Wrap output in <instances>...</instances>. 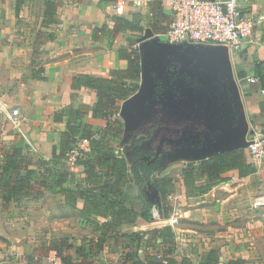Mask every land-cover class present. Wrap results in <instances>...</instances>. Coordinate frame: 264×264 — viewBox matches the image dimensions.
I'll list each match as a JSON object with an SVG mask.
<instances>
[{
    "label": "rangeland",
    "instance_id": "374dc122",
    "mask_svg": "<svg viewBox=\"0 0 264 264\" xmlns=\"http://www.w3.org/2000/svg\"><path fill=\"white\" fill-rule=\"evenodd\" d=\"M2 5L3 2H0V10ZM2 16L4 13L0 15ZM14 25L19 26L16 28L19 30L26 27L31 28L35 33L37 30L42 31L37 23L31 25L22 19L16 20ZM16 29L14 31L9 29L1 43L14 45L12 41L20 40L17 33L14 34ZM138 37L140 40L144 38L142 35ZM32 38L33 50L27 49L20 54L0 50V162L19 141L25 139L20 125H14L3 110L18 107L22 116L25 115V108L15 104L16 100L13 96L20 84L27 83L35 71L40 73L45 66L43 63L45 57L41 55L44 38L40 37L38 41L31 36ZM164 40L172 46L167 38L163 39V42ZM199 47L207 46L199 45ZM211 55V53H199L195 57L188 56L187 59H181L168 53L163 56L164 64L161 68L150 70L151 67L148 66L147 80L142 83V89L133 95L129 102L124 103L121 111L116 114L120 121H113L115 122L113 133H105V119L101 118V124L96 126L98 132L96 137L105 138L119 155L124 156L130 171L135 162L140 160L135 157L137 152L152 151V155H144L146 157L143 156L140 162L143 158L148 163L159 161L160 169L155 175L170 176L175 180L173 192L168 200L173 206L171 214L175 213L179 217V227L174 231L176 242L171 247L156 243L155 254L170 253L178 260L191 254L193 260L197 262L199 255L192 253L194 248L199 251L216 248L222 264L228 263L233 258L242 259L243 264H264V218L262 208L254 207V202L264 197V158L261 162H256L248 149V144L264 131V125L259 124L255 130L248 128L246 131L235 132L236 126L242 122L241 115L245 104L242 103L240 94L244 89L242 85L234 83L235 69L231 65L225 69V75L228 77L223 81L217 70L214 74L207 75L210 72L203 62L206 63L204 59H210ZM207 65L212 66L209 61ZM85 118L87 117L81 118L83 126L87 122ZM238 136L245 138L244 148L247 159L255 164L258 173L245 179V183L240 186L238 194H235L232 201L222 200L229 193L227 179L215 182L214 187L205 193L206 195L186 196L182 191L184 187L186 192L183 168L198 166L202 160L200 158L205 153L233 145ZM37 165L40 176L58 174L64 168L77 172L74 174L78 176L69 177L64 185L69 194L68 198L79 190L93 188L92 186L95 185L94 182L89 183L84 179L83 166L74 165L72 168L66 158L50 159V161L40 159ZM224 176L231 181L234 174L228 173ZM203 182L205 178L199 180V183ZM63 190L61 189V192ZM124 190L129 196L127 198L129 205H135L140 211L143 209L142 213L149 208L147 211L150 219L149 222L139 219L136 224L123 227L124 234L119 241H111L108 256L103 252L91 250V245L99 234L93 222L100 219L94 216L88 219L87 216L85 220L83 211L80 212L75 206L76 200H73L70 208H66L62 203V194L52 198L49 196L48 199L51 200L49 205H55L54 214L57 222L54 226L49 225L45 228L39 226L33 231V236L41 243L36 247L39 255L43 257L40 260L49 264L48 256L51 250L56 249L64 238L69 243L84 248L82 255L80 250L75 249L73 252L78 262L92 260L94 264H110L111 261H117L125 249L134 250L140 257H144L147 251L146 238L138 239L137 235H132L131 232L165 226L166 223L156 220L152 213V207L156 204L160 210L162 209V202L150 178L140 185L136 177L132 176L124 185ZM147 199L151 205H144ZM65 215L72 219L69 237H65L67 236L65 230H68V227L61 222Z\"/></svg>",
    "mask_w": 264,
    "mask_h": 264
},
{
    "label": "crops",
    "instance_id": "0c3cea01",
    "mask_svg": "<svg viewBox=\"0 0 264 264\" xmlns=\"http://www.w3.org/2000/svg\"><path fill=\"white\" fill-rule=\"evenodd\" d=\"M17 1L0 0L3 2L0 15L4 13V16L0 17V50L14 51L18 54L26 52L27 49L33 50L31 36L36 39L35 41L43 37L45 42L41 48L43 50L41 55L45 57L44 69L40 73L35 71L27 83L20 84L13 96L16 100L15 104H20L25 108V115L21 116V128L19 127L25 139L19 141L16 146L22 148V154L29 166L38 167L37 162L40 159L57 160L53 157V147L60 145L61 133L66 128L71 108L82 110L79 123L82 125L81 118L87 117L84 126L88 125L96 132V136L98 135L96 126L101 124V118L105 119L104 127H106L107 119L102 116L96 117L93 114V107L98 99L96 90L87 86L79 89L73 88V77L80 73L110 77L112 70L127 68L128 62L120 56V49L131 48L133 45L138 46L142 54L141 89L142 83L147 80L148 66L151 67L150 70L161 68L164 64L163 56L168 53L179 56L181 59H187L188 56L195 57L199 53H211V58L204 59L206 63L203 62L210 72L207 75H212L217 70V74L223 77L221 81L228 77L225 75V69L231 65L235 69L234 83L242 85L244 89L241 91L240 99L242 98L241 101L245 104L241 115L242 122L236 126L235 132L246 131L248 128L255 130L259 124L264 125V93L262 92L264 87L259 81L252 83L249 79L252 76L258 77V68L264 75V0H248L244 3V10L256 16H262L263 19L254 29L251 38L236 54H232L225 46L218 43L187 41L170 46L165 40L163 42L172 22V5L169 0H147L141 8H136L132 1L127 4L125 13L119 16L132 20L137 26L142 27L140 31H118L116 29L112 17L118 14L113 8L112 0H58L60 5L53 16H48L47 13L48 0H21L18 14L16 13ZM18 19L31 25L37 23L38 28L46 32L37 30L35 33L31 28L26 27L16 29L19 26L14 23ZM159 28L167 29L161 31ZM9 29L11 31L16 29L14 34L17 33L21 38L18 41H12L14 45L7 42L1 43ZM138 35L144 38L140 40ZM199 45L207 47L202 48ZM207 61L212 66H208ZM132 96L121 102V108L124 103L129 102ZM56 114H60L59 120H56ZM245 142V138L238 136L233 145L212 149L200 160L231 148L245 150ZM1 171L0 169V177ZM228 173H233L234 176L231 181L227 179L226 185L230 188L229 193L222 199L223 201H232L235 194H238L240 186L245 183V179L254 176L258 171L246 177H240L237 170L226 174ZM84 179L86 180L85 173ZM61 189L65 190L61 187L44 186L30 194H19L13 201L6 203L3 189L0 188V264H46L44 260H40L43 257L36 250L41 243L33 236V231L39 226L44 228L49 225L54 226L57 222L54 214L55 205L50 206L51 200L49 199L62 194L63 206L70 208L73 200H76L75 206L80 212L83 211L86 202L82 196L83 191L79 190L74 196L68 198L67 191L61 192ZM182 191L186 194L184 187ZM199 195L203 196V194ZM82 213L84 219L87 216L88 219H92L91 216H94L87 215L84 211ZM97 218L101 220L100 217ZM61 222L68 227V230H65L67 234L65 237H69L72 219L65 215ZM120 237H106L103 247L98 249V234L96 241L91 245V250L94 249L107 255L111 241L117 242ZM73 246L72 254L75 249L80 250L81 255L83 254L82 249L84 248ZM127 251L130 250L125 249V252ZM125 252L117 261H111L110 264H118ZM187 256L192 257L191 254ZM76 262L77 264H94L92 260Z\"/></svg>",
    "mask_w": 264,
    "mask_h": 264
},
{
    "label": "trees",
    "instance_id": "16d2710c",
    "mask_svg": "<svg viewBox=\"0 0 264 264\" xmlns=\"http://www.w3.org/2000/svg\"><path fill=\"white\" fill-rule=\"evenodd\" d=\"M47 3L48 16H53L56 14L60 2L58 0H48ZM20 5L21 0H18L17 14ZM112 18L118 31L142 30V27L137 26L132 20L123 16L115 15ZM159 29L165 31L167 28ZM120 56L127 60V68L112 70L110 77L80 73L73 77L72 82L73 88L79 89L87 86L96 90L98 99L94 104L93 114L96 117L102 116L107 119L105 133H113L115 124L113 121H120L116 114L120 112L121 102L141 89L142 54L139 47L133 45L131 48H121ZM257 78L264 87V75L261 73L260 68H258ZM81 116V109H70L66 128L61 133L60 145L53 147V157L57 160L67 159V153L77 145L78 138H88L90 140V151L78 157L76 165L83 166L86 180L89 183H95L92 186L93 188H85L81 191H83L82 196L86 200L83 211L87 215L101 218V220L93 222L94 228L99 231L97 246L100 249L103 247L106 237L123 235L122 228L125 224H135L139 219L149 222L150 214L147 211L149 208L142 213L143 209L140 211L135 205H129L127 202L129 196L124 190V185L130 177H136V181L140 185L147 178H150L151 182L153 181L154 189L162 202L161 214L163 218H167L173 210L168 198L173 192L175 180L170 176L155 175L160 169L159 161L148 163L143 158L140 162L144 155L150 156L153 154L150 150L137 152L135 157L140 160L135 162L130 171L127 159L119 155L116 149L108 141H105V138H97L94 130L90 129L88 125L83 126L79 123ZM60 118V114H56V120ZM0 169L2 170L0 188L3 189L6 203L13 201L19 194H30L44 186L65 188L64 185L68 178L75 175V172L64 168L58 174L53 173L51 176L43 174L40 176L38 170L29 166L26 162L22 154V148L18 146H14L5 155L4 160L0 162ZM232 170H237L240 177H246L256 173L257 167L247 159L243 148H231L216 152L210 157L202 159L198 166L191 165L183 168V183L186 188V195L192 197L209 192L214 187L215 182L228 179L224 175ZM204 178L205 182L199 183V180ZM147 200L144 205H151L149 199ZM131 234L137 235L138 239L146 238L147 251L142 258L134 250L127 251L118 264H163L158 259V254H155L156 243L167 244L171 247L176 242V234L168 225L140 230L139 232L134 231ZM73 248V244L68 243L65 239L57 246L56 250L62 257L64 264H77L71 253ZM77 249L79 250V248ZM192 253L199 255L197 262L187 255L182 257L181 260L170 253L165 255L168 257V264H222L219 251L216 248H208L203 251L194 248ZM243 263L242 259L235 258L230 259L225 264Z\"/></svg>",
    "mask_w": 264,
    "mask_h": 264
},
{
    "label": "built area",
    "instance_id": "2783aa9c",
    "mask_svg": "<svg viewBox=\"0 0 264 264\" xmlns=\"http://www.w3.org/2000/svg\"><path fill=\"white\" fill-rule=\"evenodd\" d=\"M136 8H141L147 0H112L113 8L118 15L126 11L129 2ZM172 5V22L166 32L167 41L171 45H178L187 41L197 43H218L225 46L232 54L238 53L245 42L251 38L254 29L262 21V16H256L244 10V3L248 0H169ZM250 82L257 83V76L249 78ZM264 93V89L262 90ZM5 115L14 125L21 123V111L18 107L4 108ZM91 149L88 138H78L77 145L68 152V164L76 165L78 157L83 156ZM248 149L256 162L264 158V131L255 137ZM77 166V165H76ZM255 208H262L264 218V204L258 199L254 202ZM156 220L170 226L174 231L179 227V217L170 214L163 218L160 208L152 207ZM163 264H168V257L158 254ZM49 264H64L56 249L51 250Z\"/></svg>",
    "mask_w": 264,
    "mask_h": 264
},
{
    "label": "bare ground",
    "instance_id": "6f19581e",
    "mask_svg": "<svg viewBox=\"0 0 264 264\" xmlns=\"http://www.w3.org/2000/svg\"><path fill=\"white\" fill-rule=\"evenodd\" d=\"M259 200L264 204V197H260Z\"/></svg>",
    "mask_w": 264,
    "mask_h": 264
}]
</instances>
